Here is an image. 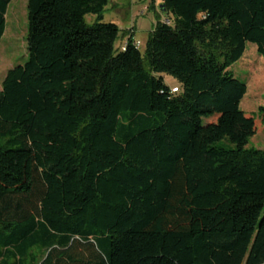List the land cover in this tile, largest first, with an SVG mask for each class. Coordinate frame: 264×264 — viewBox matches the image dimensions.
Here are the masks:
<instances>
[{
    "label": "trees",
    "instance_id": "16d2710c",
    "mask_svg": "<svg viewBox=\"0 0 264 264\" xmlns=\"http://www.w3.org/2000/svg\"><path fill=\"white\" fill-rule=\"evenodd\" d=\"M109 3L28 0V61L0 86V264H264V150L230 71L248 43L264 57V0H163L144 53L133 30L115 49Z\"/></svg>",
    "mask_w": 264,
    "mask_h": 264
},
{
    "label": "rangeland",
    "instance_id": "374dc122",
    "mask_svg": "<svg viewBox=\"0 0 264 264\" xmlns=\"http://www.w3.org/2000/svg\"><path fill=\"white\" fill-rule=\"evenodd\" d=\"M163 0H110L103 17L104 23L119 27L120 34L115 49L120 51L127 42L128 33L135 30V40L141 44L139 49L145 52L147 43L159 21H165L160 14ZM28 0H13L7 13L5 34L0 41V86L8 71L23 66L28 61ZM97 17H86L89 26H93ZM230 71L232 75L246 84L247 93L241 102V109L248 115L256 117V135L251 138L248 148L264 150V122L258 114L264 107V57L260 56L257 47L248 43L240 61ZM169 86L179 83L170 76H165Z\"/></svg>",
    "mask_w": 264,
    "mask_h": 264
},
{
    "label": "built area",
    "instance_id": "2783aa9c",
    "mask_svg": "<svg viewBox=\"0 0 264 264\" xmlns=\"http://www.w3.org/2000/svg\"><path fill=\"white\" fill-rule=\"evenodd\" d=\"M140 44H141L140 42H137V45H138V46H140ZM178 92H179V91H178V88H173V89H172V93H173V94H176V93H178Z\"/></svg>",
    "mask_w": 264,
    "mask_h": 264
},
{
    "label": "crops",
    "instance_id": "0c3cea01",
    "mask_svg": "<svg viewBox=\"0 0 264 264\" xmlns=\"http://www.w3.org/2000/svg\"><path fill=\"white\" fill-rule=\"evenodd\" d=\"M134 32H135V30H133ZM134 39H135V37H134ZM136 41V40H135Z\"/></svg>",
    "mask_w": 264,
    "mask_h": 264
},
{
    "label": "water",
    "instance_id": "95a60500",
    "mask_svg": "<svg viewBox=\"0 0 264 264\" xmlns=\"http://www.w3.org/2000/svg\"><path fill=\"white\" fill-rule=\"evenodd\" d=\"M163 6H161V8H162Z\"/></svg>",
    "mask_w": 264,
    "mask_h": 264
}]
</instances>
